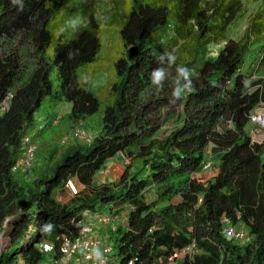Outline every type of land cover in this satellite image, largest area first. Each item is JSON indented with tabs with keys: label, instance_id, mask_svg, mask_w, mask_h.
Here are the masks:
<instances>
[{
	"label": "trees",
	"instance_id": "16d2710c",
	"mask_svg": "<svg viewBox=\"0 0 264 264\" xmlns=\"http://www.w3.org/2000/svg\"><path fill=\"white\" fill-rule=\"evenodd\" d=\"M81 1L24 0L19 11L0 0V104L15 87L9 109L0 107V232L8 242L0 264L47 263L41 242L109 203L127 219L112 237L118 264H264V138L247 132L264 101V0H106L53 55V25ZM247 14L241 36L228 37ZM165 49L177 57L171 67L157 62ZM251 53L256 62L246 64ZM177 65L192 70L193 88L180 99L172 91L187 81ZM53 67L71 120L98 114L99 126L89 142L72 135L50 152L37 146L19 178L12 168L22 138L36 141L42 130L32 133L55 92ZM157 67L165 69L161 87L149 78ZM170 118L174 127L162 133ZM115 157L127 160L122 176L98 180ZM207 162L215 174L201 181ZM69 178L82 187L59 203ZM191 243L197 252L174 256Z\"/></svg>",
	"mask_w": 264,
	"mask_h": 264
},
{
	"label": "rangeland",
	"instance_id": "374dc122",
	"mask_svg": "<svg viewBox=\"0 0 264 264\" xmlns=\"http://www.w3.org/2000/svg\"><path fill=\"white\" fill-rule=\"evenodd\" d=\"M77 0H75L76 2ZM82 0L79 3V6L75 7L76 11H73V7H67L64 9L63 15L61 16L62 19L55 22V24L52 27V31L54 32L57 30L61 25L64 24L65 18H69L71 16H74L76 14L80 15H87L91 10H95V8H104L106 7L105 2L106 0H86L87 6H83ZM77 4V3H76ZM254 9L255 6L251 5ZM91 8V9H89ZM248 21V14L241 17L230 29L228 32V37L232 38H239L247 24ZM74 34L71 32H66L62 34L58 39H55V45H54V52L57 50H60L62 45L66 43V41L73 38ZM223 46L222 43L215 44L213 48H210L212 52L216 53L221 47ZM257 54L251 53L246 61V64L256 62ZM261 71L259 74H264V66L261 67ZM58 71H60V68L53 67L52 73H51V83H52V92L55 91L52 95L49 97H46L40 107V109L36 112L35 115V130L32 133H35L36 131L40 130L39 127L41 126V132L39 133V136L37 137V146L41 147L44 146L43 150H46L47 152H50L51 149L56 147L57 145H61V141H66V143L70 142L71 139H69L70 135L75 132L76 130H83L88 136H91L95 130L99 126V115H93L86 117L85 120L81 121L80 124L74 123L71 118L68 116L70 112V103L62 97V95L58 92V85H59V76ZM258 76V75H257ZM104 82V80H101V83ZM14 86L10 88V91L6 93L4 98L1 101L0 107L1 109H5L6 111L9 109V100L13 96V93L15 92ZM175 125V119L170 118L163 126H162V133H166L169 129H172ZM254 133H251L253 140L255 141H261L264 137V132L258 130V128H255L253 130ZM160 132H158L159 134ZM65 143V144H66ZM64 144V145H65ZM39 154L41 155V152L37 153V157H39ZM207 154H210V147L207 148ZM43 159V156L40 157ZM115 159H118L116 157ZM49 162V161H48ZM106 165V164H105ZM211 167V166H209ZM102 171V168L101 170ZM25 171H20L17 173V176L19 178H23V173ZM214 174V168L211 167L206 169L201 176V181H206V179H211ZM100 175H96V177H99ZM102 179V178H101ZM103 180V179H102ZM154 188L147 192L146 196L147 199L150 200V198H153V192ZM66 193L62 192L60 195L57 196V201L59 203L68 202L69 200L66 198ZM179 200L178 197H175L170 203H176ZM118 211V209H117ZM120 223V221H117ZM90 224L95 227L96 222L95 220H91ZM245 231L244 229H242ZM95 231V228H94ZM105 233V237L103 238L106 243H111L113 233L115 232H109V227L107 229L102 230ZM8 245V242L5 243V239L2 237V232H0V250L2 251L3 248H5ZM47 264V263H45Z\"/></svg>",
	"mask_w": 264,
	"mask_h": 264
},
{
	"label": "built area",
	"instance_id": "2783aa9c",
	"mask_svg": "<svg viewBox=\"0 0 264 264\" xmlns=\"http://www.w3.org/2000/svg\"><path fill=\"white\" fill-rule=\"evenodd\" d=\"M250 123L254 124L258 130L264 132V101L259 103L249 115ZM254 133L253 130H250ZM73 135L80 140L90 141L91 136H88L83 130H76ZM25 149L23 155L17 161L13 169H26L31 164L35 144L30 143L28 138L23 141ZM127 163L126 159H123ZM209 163L204 165L207 168ZM65 189L71 197L78 193V187L74 180L69 179L65 184ZM116 207L113 203L104 206L101 211H84L83 216L79 220L72 218L68 225L65 226L62 232L57 236L60 242L59 252L60 257L53 260L51 264H118L113 257V247L110 243H106L104 239H100L93 234V229L90 224L91 220H95L97 225L110 226L114 230L117 224H126V217L123 214L116 213ZM44 251L53 252L54 246L52 243L45 242L43 244ZM194 244L191 243L180 252H176L174 256L181 258L187 253L194 252ZM97 252L99 255H97ZM126 264H135L132 259Z\"/></svg>",
	"mask_w": 264,
	"mask_h": 264
},
{
	"label": "clouds",
	"instance_id": "9594fccd",
	"mask_svg": "<svg viewBox=\"0 0 264 264\" xmlns=\"http://www.w3.org/2000/svg\"><path fill=\"white\" fill-rule=\"evenodd\" d=\"M10 2H11V4L14 6V7H17V9L19 10V11H23V9H24V0H10ZM89 23H90V21L88 20V18L86 17V16H83V15H80V14H76V15H74V16H71V17H69L68 19H66L65 21H64V24L63 25H61L57 30H55L54 32H53V39L55 40V39H58L62 34H64V33H66V32H71V33H73V34H75V33H78L81 29H87L88 27H89ZM49 51L50 52H52L53 53V55L55 54L54 53V45H52L51 47H50V49H49ZM78 54V50H74V51H71V52H69L67 55H68V59H73L74 57H75V55H77ZM165 58H167V61H168V64H169V67H171L172 65H175V63H176V60H177V57H176V55L174 54V52H172V51H169V50H167V49H165V51L163 52V54L162 55H160L158 58H157V62L158 63H163L164 62V60H165ZM177 73H178V76L179 77H182L185 81H187V83L185 84V85H183L182 87H177V88H175L173 91H172V96H174V97H177V98H181V96L185 93V92H190L191 90H192V88H193V83H192V79H191V76H192V70L191 69H189V68H187L186 66H184V65H177ZM150 80H151V83L154 85V86H157V87H161L162 85H161V82L164 80V78H165V69L164 68H162V67H157L156 69H154V70H152V72L150 73ZM78 83H80V81H78ZM250 125H249V128H248V130H247V132L250 134V136H251V139L253 140V137H252V135H251V132H250V130H255V128H256V126L254 125V124H252V123H249ZM41 127V126H40ZM39 127V128H40ZM85 132V131H84ZM72 135H73V133L70 135V137H72ZM93 135V134H92ZM92 135H91V138H92ZM25 138H28V140H29V142L30 143H33V144H35V146H36V148H37V144H36V141H34L31 137H30V135L28 134H26L23 138H22V141H21V143H22V150L24 151V149H25V145H24V143H23V141H24V139ZM264 138V137H263ZM253 141H255V140H253ZM262 141V140H261ZM261 141H256V142H261ZM62 142V141H61ZM87 142V141H86ZM21 158V157H20ZM19 160V159H18ZM17 160V161H18ZM32 162V161H31ZM17 163V162H16ZM121 163L122 164H124V162H123V160L121 161ZM207 163H209V166H210V162H207ZM206 164V163H205ZM204 164V165H205ZM16 165V164H15ZM31 165V164H30ZM29 165V166H30ZM207 167V168H205V169H208V168H210V167ZM28 168V167H27ZM13 169V168H12ZM14 171H16L17 173L18 172H20V171H27V170H22V169H13ZM16 173V174H17ZM215 174V173H214ZM213 174V175H214ZM69 179H72V180H74L75 181V183H76V185H77V187H78V192H79V190H80V188L82 187V184L81 183H78V182H76V179L75 178H69ZM69 179H67V180H69ZM67 180H66V182H67ZM66 182H65V184H66ZM65 184H64V186H63V188H61V189H59L57 192H56V199H57V196L58 195H60L62 192H65L67 195H66V198L70 201L71 199H72V197L74 196H69L68 195V192L66 191V189H65ZM68 201V202H69ZM63 203H66V202H63ZM114 204V203H113ZM114 206L118 209V211H117V209H116V213H118V214H123V212H119L120 210H122L123 208H121L122 206L121 205H118V204H114ZM102 210V208L99 210V211H101ZM82 216H83V212L79 215V217H72V218H74V220H79V219H81L82 218ZM125 217H126V215H124ZM72 218H70L69 219V221H68V223L70 222V220L72 219ZM68 223L66 224V225H68ZM66 225H64L62 228H61V230L58 232V234L55 236V240L53 241V240H45V241H43V242H41L40 243V245H39V248L48 256V258H47V264H51V262L53 261V260H56L57 258H59L60 257V252H59V247H60V242L57 240V236L60 234V232H62L63 231V229L65 228V226ZM122 226L123 227V224H117V226ZM92 226V225H91ZM117 226H116V228L114 229V230H112L111 229V227L108 225V226H100V225H95V227H93L92 226V229H93V234L94 235H96V236H98L100 239H103L104 237H105V233H104V231H102V230H104V229H107L108 227H109V232H115L116 231V229H117ZM94 228H95V231H94ZM46 230H50V227L48 228V229H46ZM45 242H49V243H52L53 244V246H54V249H53V252H46V251H44V248H43V244L45 243ZM58 243V244H57ZM58 246H57V245ZM111 245H112V247H113V242H111L110 243ZM197 250V248L195 247L194 248V252H197L196 251ZM114 251V250H113ZM193 252V253H194ZM97 255H99V253L97 252ZM113 257L116 259V261H117V256L115 255V253H113ZM117 263H118V261H117Z\"/></svg>",
	"mask_w": 264,
	"mask_h": 264
},
{
	"label": "crops",
	"instance_id": "0c3cea01",
	"mask_svg": "<svg viewBox=\"0 0 264 264\" xmlns=\"http://www.w3.org/2000/svg\"><path fill=\"white\" fill-rule=\"evenodd\" d=\"M115 158H112L109 162L106 163L99 174L100 176L97 177L98 180H115L122 176V174L124 173V165L120 160H117Z\"/></svg>",
	"mask_w": 264,
	"mask_h": 264
}]
</instances>
